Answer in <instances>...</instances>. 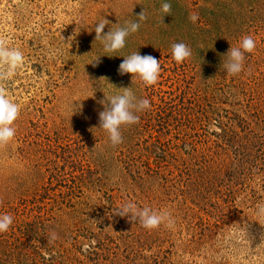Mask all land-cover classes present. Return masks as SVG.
<instances>
[{
  "label": "rangeland",
  "instance_id": "obj_1",
  "mask_svg": "<svg viewBox=\"0 0 264 264\" xmlns=\"http://www.w3.org/2000/svg\"><path fill=\"white\" fill-rule=\"evenodd\" d=\"M142 8L125 47L104 52L95 25ZM245 35L256 48L230 76L224 54ZM0 37L24 55L0 81L21 106L0 146V214L13 217L0 264H264V0H0ZM179 42L192 56L178 64ZM136 51L160 60L155 85L118 73ZM117 87L151 107L113 146L98 113ZM128 202L174 223L145 229L115 213Z\"/></svg>",
  "mask_w": 264,
  "mask_h": 264
},
{
  "label": "clouds",
  "instance_id": "obj_2",
  "mask_svg": "<svg viewBox=\"0 0 264 264\" xmlns=\"http://www.w3.org/2000/svg\"><path fill=\"white\" fill-rule=\"evenodd\" d=\"M171 10L172 5L170 3L164 2L162 4L161 11L163 13L170 14ZM135 16L137 17L136 21H127L124 26H118L115 29L109 28L107 32L104 29L106 25L110 24L108 19L104 18L95 25V40L101 42L104 52L112 53L125 47L126 38L130 34L137 32L140 28V22L147 19L144 8ZM189 19L195 23L198 19V14L191 13ZM255 48L256 41L252 35L242 37L239 47L230 46L227 53L224 54L226 60L223 62V67L227 74L235 76L243 71L245 53H252ZM171 50L172 58L178 64L192 56V49L184 42L173 43ZM23 63V53L19 49L9 48L7 41L0 37V65L8 66L6 72L0 71V81L10 78ZM92 63L93 66H96L99 63V57ZM160 72V60L150 54L141 55L139 51L126 56L118 67L120 75L130 73L132 74V80L138 76L147 86H153L158 82ZM118 89H122V91L105 97L100 101L104 105V109L98 113L99 127L108 133L109 140L113 146L123 142L121 126L139 123L140 117L136 113L151 107L150 100L146 98L138 99L131 87H119ZM106 100L107 103L105 102ZM20 110L21 106L9 98L4 84L0 83V146L6 145L13 140L16 133L13 124L18 119ZM261 211L264 212V209H261ZM115 213L120 216H129L131 214L129 216L131 221H138L143 228L148 230L159 228L166 220L168 227H171L174 223L169 213L157 212L149 207L139 209L132 202L122 205ZM12 224L13 217L11 215L0 214V233L7 232ZM56 238L55 233L50 237L51 240Z\"/></svg>",
  "mask_w": 264,
  "mask_h": 264
}]
</instances>
